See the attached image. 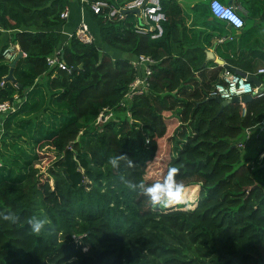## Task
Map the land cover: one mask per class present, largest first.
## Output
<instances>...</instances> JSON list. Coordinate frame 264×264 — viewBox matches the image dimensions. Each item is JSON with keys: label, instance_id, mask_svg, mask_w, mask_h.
<instances>
[{"label": "trees", "instance_id": "trees-1", "mask_svg": "<svg viewBox=\"0 0 264 264\" xmlns=\"http://www.w3.org/2000/svg\"><path fill=\"white\" fill-rule=\"evenodd\" d=\"M159 3L165 20L156 39L135 34L131 14L107 19L84 6L93 37L87 44L57 30L66 0H0V52L11 42L24 54L12 68L17 87L0 85V103L30 84L17 71L29 82L37 78L31 114L25 102L7 118L39 134L14 177L0 158V264H264V168L250 166L236 147L244 129L264 119V75H256L260 86L245 103L221 105L210 94L224 70L205 59L211 36L187 26L175 0ZM200 15H210L207 5ZM243 27L215 48L225 64L252 75L264 50L240 45L251 30ZM55 49L63 68L46 65ZM121 53L155 62L147 90L122 106L136 70ZM8 65L0 55V78ZM99 114L107 117L97 121ZM163 138L167 158L151 178L146 166ZM260 141L255 158L264 135ZM45 150L53 159L42 178L36 165ZM117 155L133 166L121 160L113 168ZM173 166L178 182L196 186L191 204L153 208L121 180L150 184ZM9 213L15 223L4 218ZM32 216L47 221L39 235L27 224Z\"/></svg>", "mask_w": 264, "mask_h": 264}, {"label": "built area", "instance_id": "built-area-1", "mask_svg": "<svg viewBox=\"0 0 264 264\" xmlns=\"http://www.w3.org/2000/svg\"><path fill=\"white\" fill-rule=\"evenodd\" d=\"M79 6L83 9L86 6L92 14L101 15L104 18H116L121 20L127 14L134 17L132 24V31L138 35H148L150 39H156L162 34V22L165 20L163 11L159 0H77ZM138 9L137 13H122L123 10ZM207 9L210 16L220 22L225 23L230 28L238 30L241 29L244 22L239 14L240 7L224 4L219 0H208ZM60 18L66 19L67 10L64 8ZM82 43H90L93 40L85 21L80 20L71 35ZM230 39V37H229ZM20 51L16 43L8 42V44L1 50L0 55L3 61L10 63ZM24 54L22 53V56ZM264 58V56H263ZM48 67L63 68V62L60 59V50L55 49L51 55L45 58ZM129 65L136 70L133 79L127 84L126 92L123 95V100L119 102L122 106L123 101H128L135 95H140L148 88V77L150 75V66L154 64V60L147 55H136L128 59ZM257 74H264V67L256 70ZM221 81L215 83L210 91L211 96L218 97L221 100H230L233 97H240L242 95H249L252 97L256 94V89L246 76H240L232 71L225 69L220 74ZM8 102L0 103V110L8 108ZM100 116L102 114H99ZM99 117V116H98ZM97 117V118H98ZM101 121V120H100ZM256 129L258 133L264 131V119L252 127L245 128L243 131V138L236 144V147L243 149L246 146V141L250 137L249 129ZM264 154L261 155L263 158ZM264 168V160L261 163Z\"/></svg>", "mask_w": 264, "mask_h": 264}, {"label": "crops", "instance_id": "crops-1", "mask_svg": "<svg viewBox=\"0 0 264 264\" xmlns=\"http://www.w3.org/2000/svg\"><path fill=\"white\" fill-rule=\"evenodd\" d=\"M178 5L182 8L185 13V23L187 26L194 27L196 30L201 32V36H211L210 45L205 48L204 51H210L215 58H219L217 55V50L215 47L217 45H221L224 41H233L236 40L238 35L242 32L241 29L233 30L228 25L220 21H213L210 15H207L205 18H202L200 12L202 7L207 5L208 0H175ZM222 3L229 4L232 6L240 7L241 10H238L239 14L244 16V27L243 28H251L249 34L245 39L240 41V45L243 47H250L259 50H264V16L258 14L260 12V8L264 7V0H219ZM66 10L67 17L65 23L57 28L60 33V36L63 38H67L71 33V30L78 24L80 20L84 21V10L76 3V0H66ZM246 8V9H245ZM256 11V14H252ZM197 11V13H195ZM252 11V12H251ZM195 13V14H194ZM249 16V17H247ZM87 19V16L85 17ZM212 21V24L210 22ZM8 33H3V38L6 37ZM230 37V39H229ZM199 40H203V37H200ZM125 56H128L125 54ZM123 57V54H121ZM130 58V57H129ZM221 59V58H219ZM222 60V59H221ZM223 61V60H222ZM255 68L253 76H256V70L260 67H264V64L254 65ZM261 75V74H259ZM264 75V74H262ZM261 80V76H259ZM257 80V76H256ZM258 82V81H257ZM261 83V82H260ZM258 82V87L260 86ZM250 137L248 141H246V146L242 149L243 154L245 156L253 158V154L258 151L261 146V138L264 135V131L258 133L256 129H249ZM264 154V151L258 153V156H254L256 165H261L264 160L261 155ZM256 155V154H255ZM253 158V159H254Z\"/></svg>", "mask_w": 264, "mask_h": 264}, {"label": "rangeland", "instance_id": "rangeland-1", "mask_svg": "<svg viewBox=\"0 0 264 264\" xmlns=\"http://www.w3.org/2000/svg\"><path fill=\"white\" fill-rule=\"evenodd\" d=\"M85 17H86V13L84 16V21L86 22ZM121 54H123L122 58L128 57L125 56V53H121ZM17 73L18 71L15 73V77H18V79H20L21 82L30 83V84H28V87L22 91V96L19 97L17 93L12 94L10 101L7 103L8 108H6L5 110H0V158L4 159V162L2 163L5 165L6 174H10L12 175V177H14L16 173H18V169H22L24 162L28 160V158H30L32 153L33 139L34 137L39 135L38 133L35 134V132H32L34 134L31 135V130L27 131L26 128L20 126L19 123L16 121V118H13V120H11L10 117L7 118L9 116L8 113L13 112L18 107H20V105L22 104L24 105L25 102L30 106L29 114H31V105H33V103L38 101V95L36 94L31 95V92L35 89V85L37 84L38 79L35 78L33 81L29 82V79L27 77L23 75L20 77L19 75H17ZM5 75H3L0 78V85H2L3 83L5 84V82H7V84L10 87L16 88L17 85L14 84L16 81L14 83H11L10 81L3 80V77ZM12 77L14 78V76ZM29 114L27 115L28 118H29ZM105 117L107 116L99 115L97 121L104 120ZM167 145L168 144L165 138L159 141V148L156 158H154L153 161L146 166L147 167L145 171L146 176L155 178L160 173V171L163 168L164 161L167 158V154H168ZM39 154H40V159L36 167L42 173V178H43L45 175L46 168L53 159V154L51 153L50 150L42 151ZM241 154L244 155L243 150H241ZM254 160L255 159L253 158L250 159L248 164L250 166H254ZM7 162H13L14 164L13 165L8 164ZM48 182H49V186H51V181L49 180ZM195 189L196 186L186 187V192H187L186 205L192 203L195 196Z\"/></svg>", "mask_w": 264, "mask_h": 264}, {"label": "clouds", "instance_id": "clouds-1", "mask_svg": "<svg viewBox=\"0 0 264 264\" xmlns=\"http://www.w3.org/2000/svg\"><path fill=\"white\" fill-rule=\"evenodd\" d=\"M121 160H127L128 165L130 167L133 166L132 161L124 155L112 157L109 163L113 168H118ZM178 173L179 169L173 166L167 169L162 180L150 184L143 181L134 183L130 180H125L123 177H121V180L128 189L132 191L138 190V193L144 196L153 208L166 209L170 206L184 205L187 202L186 186L177 181ZM4 218L13 223L18 219L13 213H9ZM46 223L45 219H40L36 216H32L27 220L31 232L36 235L41 233Z\"/></svg>", "mask_w": 264, "mask_h": 264}, {"label": "water", "instance_id": "water-1", "mask_svg": "<svg viewBox=\"0 0 264 264\" xmlns=\"http://www.w3.org/2000/svg\"><path fill=\"white\" fill-rule=\"evenodd\" d=\"M229 4V2H228ZM138 9L133 10H123L122 13H137ZM232 29V28H231ZM235 30V29H233ZM22 56V53L20 51L17 52L16 56L12 59V61L8 65V70L6 75L3 77L4 81H10L11 83H14V78L12 77V68L14 67V64L18 58ZM205 59L206 60H212L214 63H216L219 66H222L225 69H228L232 71L235 74H238L240 76H246L247 80L250 81L255 87H258V82L256 80V77L253 75H245L242 72H239L237 70H234L232 67L225 64L221 59L213 57L212 53L210 51H205ZM81 65L79 64L75 69H79ZM221 105L227 104L230 101H239L241 103H245L247 100H249L251 97L249 95H242L240 97H233L230 100H221L218 97L213 96Z\"/></svg>", "mask_w": 264, "mask_h": 264}]
</instances>
